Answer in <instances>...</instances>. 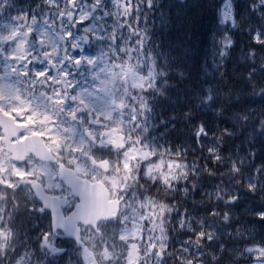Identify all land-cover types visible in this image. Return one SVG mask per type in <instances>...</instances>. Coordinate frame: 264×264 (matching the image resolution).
<instances>
[{"label":"clouds","instance_id":"obj_1","mask_svg":"<svg viewBox=\"0 0 264 264\" xmlns=\"http://www.w3.org/2000/svg\"><path fill=\"white\" fill-rule=\"evenodd\" d=\"M0 264H264V0H0Z\"/></svg>","mask_w":264,"mask_h":264},{"label":"trees","instance_id":"obj_2","mask_svg":"<svg viewBox=\"0 0 264 264\" xmlns=\"http://www.w3.org/2000/svg\"><path fill=\"white\" fill-rule=\"evenodd\" d=\"M207 20L208 17H205L203 20L200 21V33L202 39L206 42L207 40Z\"/></svg>","mask_w":264,"mask_h":264},{"label":"snow or ice","instance_id":"obj_3","mask_svg":"<svg viewBox=\"0 0 264 264\" xmlns=\"http://www.w3.org/2000/svg\"><path fill=\"white\" fill-rule=\"evenodd\" d=\"M81 196L84 199H88L89 197H95V198L98 199L101 196V193L99 191H97V192H91V191H88L86 189H82L81 190Z\"/></svg>","mask_w":264,"mask_h":264}]
</instances>
